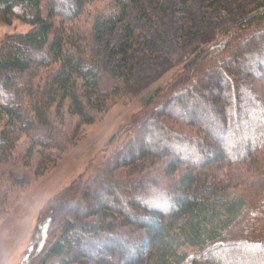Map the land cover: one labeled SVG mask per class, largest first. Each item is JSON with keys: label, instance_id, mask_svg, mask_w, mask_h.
<instances>
[{"label": "trees", "instance_id": "1", "mask_svg": "<svg viewBox=\"0 0 264 264\" xmlns=\"http://www.w3.org/2000/svg\"><path fill=\"white\" fill-rule=\"evenodd\" d=\"M93 1L0 0L4 24L29 25L0 42V174L12 188L28 181L13 162L21 147L27 164L38 154L39 175L43 153L70 141L57 127L64 106L77 125L92 123L139 78L133 54L148 36L134 22L163 5L109 0L107 14L83 25ZM170 14L167 5L162 18ZM219 23L207 48L197 51L205 42L192 35L184 76L130 121L107 159L49 199L27 264H264V0ZM234 125L246 137L224 147ZM161 158L156 174L149 166Z\"/></svg>", "mask_w": 264, "mask_h": 264}, {"label": "rangeland", "instance_id": "2", "mask_svg": "<svg viewBox=\"0 0 264 264\" xmlns=\"http://www.w3.org/2000/svg\"><path fill=\"white\" fill-rule=\"evenodd\" d=\"M155 1L159 6L163 5L158 13H154L153 17L148 14L140 20L133 21L138 30L144 31L148 36L145 37L146 43L140 42L138 46L136 44L138 50L133 54V61L140 71L137 75L139 78L112 96L107 109L97 114L92 123L77 125V118L68 114L64 106V119L63 122H58L57 127L66 133L70 141L68 140L63 150H50L52 157L54 155L57 157L54 163L47 155V152L50 153L49 150L43 153L42 165L49 166L43 173L34 174L35 157H38V154H35L34 159L27 164L21 147L18 153L20 155L15 157L13 162L18 174L27 177V183L12 188L13 184L8 181L7 170L0 174V264H27L28 257L38 245L40 239L38 222L42 211L50 203V198H54L74 179L81 175L86 176L88 168L104 162L112 150L123 142L122 133L128 130L130 121L142 118L145 113L158 106L164 98L162 93L184 76L183 67L193 55L189 47L192 35H202L201 40L205 42L196 45L197 51L207 48L216 38L217 29L222 26L219 22L221 20L225 23L233 22L240 5L246 2V0H185L184 4V0ZM111 5L109 0L91 2L80 21L88 26L95 16L107 14ZM167 5L172 11L168 18L171 21L162 18V12ZM189 7L193 8L191 10L193 14L188 12ZM181 26L192 27V33ZM28 27L29 25L17 19L11 24H4L0 20V42L6 34L24 32ZM120 32V25L114 30L109 28L106 31L103 38L109 40L108 46L115 42ZM157 91L158 95L150 99V95ZM240 137H246L245 127L237 128L234 125L228 137L224 139L223 146H230L231 138ZM165 160L164 158L155 160L149 167L154 168L156 174H160L165 168ZM217 172L224 174V168L218 169ZM224 263L227 264V261Z\"/></svg>", "mask_w": 264, "mask_h": 264}]
</instances>
